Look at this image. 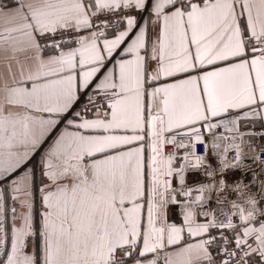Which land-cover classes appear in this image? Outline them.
Listing matches in <instances>:
<instances>
[{"label": "snow or ice", "instance_id": "6c2138e0", "mask_svg": "<svg viewBox=\"0 0 264 264\" xmlns=\"http://www.w3.org/2000/svg\"><path fill=\"white\" fill-rule=\"evenodd\" d=\"M0 264H264V0H0Z\"/></svg>", "mask_w": 264, "mask_h": 264}]
</instances>
